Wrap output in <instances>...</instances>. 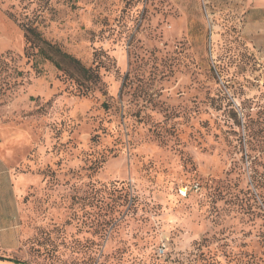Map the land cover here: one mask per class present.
I'll return each mask as SVG.
<instances>
[{"label": "rangeland", "instance_id": "1", "mask_svg": "<svg viewBox=\"0 0 264 264\" xmlns=\"http://www.w3.org/2000/svg\"><path fill=\"white\" fill-rule=\"evenodd\" d=\"M258 1L0 0V264H264ZM26 27L108 53L106 95L37 73Z\"/></svg>", "mask_w": 264, "mask_h": 264}, {"label": "trees", "instance_id": "2", "mask_svg": "<svg viewBox=\"0 0 264 264\" xmlns=\"http://www.w3.org/2000/svg\"><path fill=\"white\" fill-rule=\"evenodd\" d=\"M25 32L28 43L25 55L37 73H41L43 65L49 63L57 69L63 70L74 81L80 95L87 96L97 91L106 95L105 83L101 72L103 70L109 72L114 67V60L108 53L104 51L95 52L92 66L87 67L79 59L46 40L36 29L26 27ZM250 138L252 137L250 136ZM249 143L252 147L248 149L246 156L250 185L255 191L253 193L255 196L252 195V198L255 203L257 198L264 203V159L256 154L259 143L255 146V140L253 139ZM260 143L263 147L264 140L260 141ZM248 192L250 194V190ZM16 262L17 264H23Z\"/></svg>", "mask_w": 264, "mask_h": 264}, {"label": "crops", "instance_id": "3", "mask_svg": "<svg viewBox=\"0 0 264 264\" xmlns=\"http://www.w3.org/2000/svg\"><path fill=\"white\" fill-rule=\"evenodd\" d=\"M255 7L258 9H264V1L255 2Z\"/></svg>", "mask_w": 264, "mask_h": 264}]
</instances>
